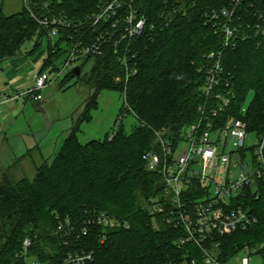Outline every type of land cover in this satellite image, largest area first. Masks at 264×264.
Wrapping results in <instances>:
<instances>
[{
  "label": "trees",
  "instance_id": "obj_1",
  "mask_svg": "<svg viewBox=\"0 0 264 264\" xmlns=\"http://www.w3.org/2000/svg\"><path fill=\"white\" fill-rule=\"evenodd\" d=\"M26 1L27 6L12 15L0 8V71L2 63L22 53L26 42L37 41L34 52L46 37V30L28 8L39 18L60 17L71 22V27L60 30L57 45L68 42L72 46L70 36L75 40L82 35L93 38L86 18L107 0ZM179 1L134 0L149 25L160 14L176 10L168 26L156 32L149 26L133 41L129 57L136 56L132 62L137 63V74L126 85L115 81L118 76L124 78L126 70L113 44L105 46L103 56L87 58L85 62L93 61L87 77L92 92L60 151L53 159L36 165L32 179L16 181L0 169V264H27L21 254L26 238L33 242L30 256L49 264H62L65 257L76 253H92L94 261L90 264H167L185 254V249L176 245L185 231L160 219L159 229L154 228L144 209L146 199L162 189L161 175L148 169L145 155L153 149L159 151L156 132L165 130L178 139L198 118L205 79L199 69L211 52H223L226 82L235 94L230 113L244 119L251 132L264 131V35L252 32L237 47L224 48L223 34L208 19L210 13L227 6L228 0H191L182 8ZM251 2L258 13L251 22H261L264 0ZM51 50L49 44L50 54ZM66 54L61 48L50 60L59 62ZM70 76L75 74L70 71ZM125 86L126 106L121 116L133 114L139 125L127 133L120 124L104 140L82 144L78 138L81 125L92 119L100 93L105 89L123 93ZM249 94L253 99L246 114L241 115ZM232 206L251 208L258 223L220 239L224 260L245 245L264 244V180ZM103 212L127 219L131 227L109 231L103 243L99 227H91L84 234L87 217ZM71 226L77 234L68 235Z\"/></svg>",
  "mask_w": 264,
  "mask_h": 264
},
{
  "label": "built area",
  "instance_id": "obj_2",
  "mask_svg": "<svg viewBox=\"0 0 264 264\" xmlns=\"http://www.w3.org/2000/svg\"><path fill=\"white\" fill-rule=\"evenodd\" d=\"M187 1L191 0H180V8ZM24 3L27 6L26 0ZM254 6L251 0H228L227 6L210 13L208 20L223 34L224 48L237 47L252 32L264 35L263 16L259 18L261 22H251L252 16L258 15L253 11ZM28 9L34 20L46 30L51 54L56 55L64 44L66 58L59 62L51 61L48 51L30 87L20 95L0 97V114L4 105L19 97L42 101V91L53 83L51 76L54 72L57 73L55 80H58L81 61L103 56L108 44H113L120 52L119 62L126 70L124 78L118 76L115 81H124L126 85L138 72L137 63L132 62L136 56L129 57L133 41L143 36L149 26L155 32L157 28L162 30L164 25L168 26L176 12L160 14L156 22L149 25L148 20L138 13L134 0H107L86 18L88 32L93 33L91 40L86 35L78 40L70 36V42L74 43L72 46L68 42L58 46L60 30L71 27L72 23L60 17L39 18ZM222 54L209 53L199 69L205 74V79L203 101L198 106L196 121L185 127L178 139L168 136L165 130L156 132L159 151L153 149L145 155L148 169L161 175L162 189L146 199L144 209L151 216L154 228L159 229L161 221L185 231V235L176 241L178 248L185 249V254L167 264H236L232 261L234 259L240 260L239 264H250L252 255L264 254V244L245 245L230 259L224 260L221 246V238L237 231H247L258 223L251 208L234 207L232 204L247 195L250 189L258 188L264 180V131L258 134L259 141L252 149L250 163L246 139L251 131L244 119L230 113L235 94L230 90V83L226 82ZM126 93L125 86L124 99ZM246 112L247 107H243L240 113L245 115ZM235 169L241 172L235 174ZM86 223L84 234L91 227H99L103 232L102 243L109 231L131 227L127 219L104 212L88 216ZM66 232L68 235L77 234L72 226ZM32 246V239L26 238L21 254L27 264H49L30 256ZM243 253L245 256L238 257ZM93 261L92 253H76L65 257L62 264H90Z\"/></svg>",
  "mask_w": 264,
  "mask_h": 264
},
{
  "label": "rangeland",
  "instance_id": "obj_3",
  "mask_svg": "<svg viewBox=\"0 0 264 264\" xmlns=\"http://www.w3.org/2000/svg\"><path fill=\"white\" fill-rule=\"evenodd\" d=\"M24 0H0V8L4 9L6 15H12L21 11L24 7ZM55 41V38L53 39ZM41 45L37 48L35 54L32 50L35 41L26 42L22 48V53L17 58H25L17 63L21 70V75L25 78L35 65V60L41 54H46L49 51L51 42L47 37L40 41ZM65 48V45H62ZM7 61L4 62V67ZM76 67L82 68L80 77H67L68 72L63 74L61 78L55 80L57 73L52 74V81L43 91V100L38 102L31 97H19L15 100H24L28 98L27 104L18 114L10 116L5 121V130H7V140L0 143V167L9 176L19 180L24 177L30 179L35 176V166L31 161L38 158L37 148H33L21 160H27L26 164H18V155L21 156L27 152V147L31 145V140L36 139L40 145V149L44 154V160H51L60 151L64 140L69 134L75 121L78 120L84 108V104L91 95V85L87 82V77L93 67V61H81L71 68L72 71ZM6 72V71H4ZM66 77V79H65ZM5 76L0 73L1 86L5 85ZM47 90V91H46ZM47 92V94L45 93ZM31 98V100H29ZM253 99V94H249L245 107H248ZM125 108V99L123 93L112 90H103L98 97L96 108L91 111L92 119L85 121L81 125V131L78 138L82 144H86L92 140H104L105 137L112 135L114 130L122 124L127 133L139 125V121L133 114L121 116L122 110ZM3 114V113H2ZM45 120H49L52 124L48 127ZM19 136L21 142L18 146L13 144L16 142L14 137ZM59 141V142H58ZM258 132L252 131L246 139L247 160L251 163L252 149L258 144ZM58 142V144H57ZM13 149L10 152L9 150ZM2 157V158H1ZM43 161H37V165ZM235 174L241 172L240 169H235ZM254 190H257L255 188ZM245 254H240L238 257H243ZM239 264L240 260H232ZM250 264H264V254H254L251 256Z\"/></svg>",
  "mask_w": 264,
  "mask_h": 264
},
{
  "label": "crops",
  "instance_id": "obj_4",
  "mask_svg": "<svg viewBox=\"0 0 264 264\" xmlns=\"http://www.w3.org/2000/svg\"><path fill=\"white\" fill-rule=\"evenodd\" d=\"M35 43H37V41ZM36 50L34 52H31V53L35 54ZM44 56H45V54H41L38 58H36L34 67L29 72L28 76L25 78L21 75V73H20L21 70H20V68H18V65H17V63L19 61H23L25 58L23 59V58L15 57L13 59L7 60L5 67H4V63H2V70L0 71V73H3V75L6 78L5 80H7L8 82H5L4 83L5 85L1 86L2 80H0V97L4 96V95L14 97V96L20 95L22 92H24V90H26L28 87H30L33 83L35 72L40 68L41 62H42V59ZM4 71H6V72H4ZM46 91H45V93L47 94ZM27 99L28 98H25L23 101L22 100H11L8 104H6L2 107V113L3 114L2 113L0 114V143H4L7 140V130H5L6 127L4 126L6 119L9 118L10 116L18 114L20 112V110H23L27 104V101H28ZM29 100H31V98H29ZM45 121H46V124L48 127L52 126V124L49 120H45ZM14 139L16 142L13 145L18 146L21 142V138L16 135V137H14ZM31 141H33V142H31V145L29 147H27V152L21 156L18 155V159H20L19 161H17L18 164L29 165V163L25 162V161H27L26 159L21 160V158H23L26 154H28V152H30L33 148H37L38 151H40L37 155L38 158L36 160L40 161V162L44 160V154L40 149L39 143H37L36 139H33ZM58 142H57V144H58ZM12 150L13 149L10 148L9 151L11 152ZM12 152H14V151H12ZM37 161L33 160L31 162L33 164L37 165ZM0 167H2L1 159H0ZM2 171H4V170H2Z\"/></svg>",
  "mask_w": 264,
  "mask_h": 264
},
{
  "label": "water",
  "instance_id": "obj_5",
  "mask_svg": "<svg viewBox=\"0 0 264 264\" xmlns=\"http://www.w3.org/2000/svg\"><path fill=\"white\" fill-rule=\"evenodd\" d=\"M72 72L75 74V76L80 77L82 74V69L81 67H76L72 70Z\"/></svg>",
  "mask_w": 264,
  "mask_h": 264
}]
</instances>
